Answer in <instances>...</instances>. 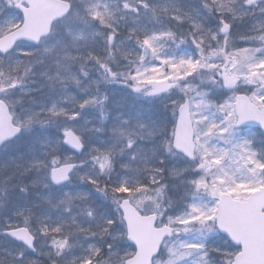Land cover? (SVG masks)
I'll use <instances>...</instances> for the list:
<instances>
[{
    "label": "snow or ice",
    "instance_id": "obj_1",
    "mask_svg": "<svg viewBox=\"0 0 264 264\" xmlns=\"http://www.w3.org/2000/svg\"><path fill=\"white\" fill-rule=\"evenodd\" d=\"M33 253L264 264V0H0V264Z\"/></svg>",
    "mask_w": 264,
    "mask_h": 264
},
{
    "label": "rangeland",
    "instance_id": "obj_2",
    "mask_svg": "<svg viewBox=\"0 0 264 264\" xmlns=\"http://www.w3.org/2000/svg\"><path fill=\"white\" fill-rule=\"evenodd\" d=\"M38 256H42V257H44V258H47V257L44 256V255L35 254V257H36V258H32V259L36 260ZM36 261L38 262V264H49L48 262H44V261H42V260H41V261L36 260Z\"/></svg>",
    "mask_w": 264,
    "mask_h": 264
}]
</instances>
